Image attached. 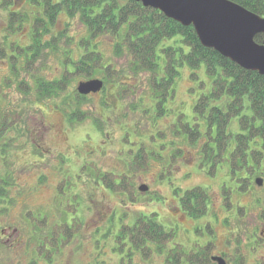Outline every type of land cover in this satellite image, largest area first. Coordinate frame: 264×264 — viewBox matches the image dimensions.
I'll list each match as a JSON object with an SVG mask.
<instances>
[{
    "label": "rangeland",
    "instance_id": "obj_1",
    "mask_svg": "<svg viewBox=\"0 0 264 264\" xmlns=\"http://www.w3.org/2000/svg\"><path fill=\"white\" fill-rule=\"evenodd\" d=\"M16 1L6 0V5H3V0H0V47L8 48L9 42L21 45L30 43V26L26 22L21 26L14 23L13 31L8 28L9 8L29 10L30 7H20L17 4L13 6ZM49 31L43 39L62 31L65 32L62 37L64 41L67 35L77 43L86 34L78 18L67 17L64 13L57 17ZM4 37L6 41H3ZM63 40L61 48L65 47ZM95 40L99 43L104 61H108L114 69V81L127 82L128 90L121 92L113 83H105L99 92L88 94L81 100L79 108L84 116L73 122L69 121L61 107L60 99L63 94L37 102L33 92L23 93L17 89L16 81H11L7 86L4 78L11 76L9 58L0 59V109L17 110L21 114L20 125L25 127L23 130L29 131H23L14 145L6 146L4 156L1 144L6 139H0V176L8 173L12 184L8 187L11 203L0 205L7 206V209L0 211V264L29 263L34 250V243L29 239L31 216L35 220L33 224L43 221L42 224L47 227L46 233L52 229L57 230L52 225L63 224V213L60 210L63 207L59 208L55 195L66 168L76 172L83 159H92L101 171H126V162L137 152L139 141L151 142L153 151L154 147L161 144L162 148L158 152L165 156L174 148H180L170 167V175L159 177L165 162L157 161L151 156L140 171L131 175L129 184L134 190V201H131L128 194L109 192L101 186L91 194L90 182L81 176L75 188L83 206L79 214V225L77 229L73 228L58 251L50 254L49 262L37 259L39 264H119L121 255L124 256L126 251L119 253L113 249L112 235L119 227L117 225L130 223L140 214L151 215L153 212L157 213V222L166 229L174 230L173 242L189 246L190 243L209 241L212 253L222 250L232 252L235 245L239 244L238 252L243 253V264H264V149L252 163L258 166L253 178L260 177L262 184L257 185L252 180L247 188L242 181L239 191L229 194L228 198L224 196L226 207L222 209L219 183L222 179H227L226 162L217 163L215 171L206 175L198 168L199 146L205 138H201L197 145H189L180 137H173L170 131V124L176 113L179 110L190 113V105L194 101L195 95L189 90L191 81L188 69L185 67L181 70L172 102L166 104V108L171 106L172 110L167 116L154 118L151 112L152 92L144 75L129 76L128 58L113 54V40L109 36L99 35ZM79 53L75 52L76 57ZM62 60L59 54H48L43 60L46 66L35 69V72L47 77L57 75L61 71ZM41 62L42 59L37 62L38 65ZM21 75L22 78L28 77L22 69ZM96 77L101 78L100 75ZM86 78L88 77L78 75L71 79L66 94L76 91L77 83ZM28 82L31 85V81ZM229 128L233 132L238 131L236 122H231ZM150 131L153 140L147 135ZM158 131H161L164 141H175L173 147H170V142L162 141ZM9 135L16 133L9 132ZM90 140L93 144H90ZM34 143L42 149L41 155L35 152ZM229 182L233 187V181ZM141 184L148 186L145 192L138 190ZM177 187L180 188L179 195L186 189L205 188L211 199L208 217L192 219L186 216L175 202L178 195L173 189ZM110 215L114 221H118V217L123 219L119 224L113 222L116 228L112 229V233H107L108 223L112 219ZM214 215L219 216L220 223L213 218ZM207 219L212 220V230L207 232L205 229H194V226L203 224ZM68 221L70 217H66L65 222ZM251 232L258 236L257 249L253 253L249 252L247 244ZM149 246L151 252L145 258L142 259L139 254L133 255L134 263L165 264V256L157 251L156 245L151 243ZM124 264H127L126 260Z\"/></svg>",
    "mask_w": 264,
    "mask_h": 264
},
{
    "label": "trees",
    "instance_id": "obj_2",
    "mask_svg": "<svg viewBox=\"0 0 264 264\" xmlns=\"http://www.w3.org/2000/svg\"><path fill=\"white\" fill-rule=\"evenodd\" d=\"M231 1L264 17V0ZM16 4L30 7L29 10L9 8L8 28L13 31L14 23L21 26L26 22L30 26V43L21 45L9 42L8 48L0 47V59L9 58L11 76L4 78L7 86L11 81H16L17 89L23 93L33 92L37 102L63 94L61 107L69 121L79 119L84 116L79 108L84 97L76 91L66 94L69 82L75 76L89 78L100 75L104 84L113 83L121 92L128 90L127 82L114 81V69L108 61H104L99 43L95 40L99 35H107L113 40V54L128 58L129 76L144 75L152 92L151 107L156 118L164 113L168 91L174 93L181 70L186 67L191 81L189 90L195 95L194 101L190 105V113L184 110L176 113L170 129L189 145H197L201 138H205L199 146L198 168L203 172L212 174L216 163L226 162L227 179L224 178L221 187L225 198L229 197L233 189L229 181L239 180L237 191L242 181L247 187L248 177L243 174H250L254 168L257 169L258 166L252 163L264 149V74L244 69L213 48L203 46L192 25H182L158 9L144 7L135 0H17L12 5ZM3 5H6V0H3ZM63 13L67 17L78 18L86 30L77 43L67 35L64 41L62 37L65 32L62 31L43 39ZM263 38L264 35L257 34L254 40L261 43ZM62 40L64 48H61ZM3 41H6V37ZM78 51L80 53L76 57L75 52ZM48 54H59L63 58L61 71L51 77L35 72V69L46 66L43 60ZM21 69L28 77L22 78ZM231 122H236L238 131H231ZM20 124L21 114L17 110L0 109V139H6L1 144L3 156L6 155V146L14 145V141L25 131V127ZM9 132L16 135H9ZM33 147L41 155L40 146L34 143ZM177 152H180V148ZM209 161L211 164L207 166ZM136 171L133 166L122 173L98 170V179L112 192H127L131 201H134L129 175ZM9 179L8 173L0 176V205L11 203L8 187L12 184ZM208 201L206 189L194 187L184 191L180 204L188 215L197 218L205 214ZM4 205L0 211L7 209ZM78 219L76 216L70 218L69 224L63 215V224L52 225L57 230L52 229L49 237L43 221L33 224L35 220L31 216L29 239L34 243V250L28 264H39L37 259L49 262L50 254L58 251L73 228L77 229ZM122 219L118 217V221H114L112 217L106 232L112 233L115 224H119ZM60 226L65 237L63 242L58 237ZM117 226L112 235L113 249L119 253L126 251L124 256L121 255L119 264H124V260L127 264H136L133 255L139 254L142 259L145 258L151 252V243L156 245L159 253L164 254L165 264H179L180 260L174 258L175 249L169 248L174 239V230L164 228L156 221L155 214H140L132 222ZM181 248L178 245L182 253ZM189 264L202 263L189 259Z\"/></svg>",
    "mask_w": 264,
    "mask_h": 264
},
{
    "label": "water",
    "instance_id": "obj_3",
    "mask_svg": "<svg viewBox=\"0 0 264 264\" xmlns=\"http://www.w3.org/2000/svg\"><path fill=\"white\" fill-rule=\"evenodd\" d=\"M144 7L161 11L166 17L182 25H192L200 43L216 50L240 67L264 74V38L254 40L257 34L264 35V17L231 0H135ZM103 81L91 78L77 83L80 94L97 92ZM257 185L262 183L255 178ZM140 191L147 185H139ZM216 264H226L222 257L213 256Z\"/></svg>",
    "mask_w": 264,
    "mask_h": 264
},
{
    "label": "flooded vegetation",
    "instance_id": "obj_4",
    "mask_svg": "<svg viewBox=\"0 0 264 264\" xmlns=\"http://www.w3.org/2000/svg\"><path fill=\"white\" fill-rule=\"evenodd\" d=\"M91 78H97V77H89V78H86L85 80L91 79ZM100 79H102V78H100ZM102 81H103V79H102ZM103 88H104V82H103V85H102L101 89H103ZM75 90H76V88H75ZM99 91H97V92H99ZM76 92H77V90H76ZM97 92H90L88 94L97 93ZM168 92H169V97H166V99H165L166 101L164 102V110L165 111L160 116H167L169 114V112L172 110V109H170L171 106L166 108V104L169 103V101L172 102L174 93H171V91H168ZM88 94H80V93H78V95L83 96L84 98H86V95H88ZM151 112L153 113V107H151ZM153 116H154V114H153ZM160 116H157V117H160ZM171 124H173V121H171ZM97 130H98L99 133H101L100 129H97ZM170 131L174 135V136L172 135L173 137H178L175 134L176 132L173 129H170ZM142 132L145 133V131H142ZM151 134H152L151 131L149 133H147V135L150 136L151 140H153L154 137L151 136ZM158 134H159L158 136H161L162 139H163L161 131H158ZM155 137H157V136H155ZM162 141H164V139ZM91 142L92 143H90V144H93V141H91ZM164 142L165 143H169L170 142L169 143L170 147H173V145L175 143V141L172 140V139H170L169 141H164ZM138 144L139 145H138L137 152L132 157H129L127 162H126V166H127L126 170L129 167L133 166L134 168H136L137 170L140 171L142 165H144V164L146 165V162H147L146 160L150 159L151 156H154L152 158H156L157 161H160L162 163L165 162L164 165L162 166L160 172H159V177H163L164 175H167V174L170 173V167L172 166L173 160L177 158V153H178L177 150H178L179 147L174 148L172 151L169 152V154H167L165 156L164 154L158 152L159 148L160 149L162 148L161 144L158 145L157 147H154L155 148L154 151L152 149L153 147L151 145V142H149V141L146 142V143L139 141ZM148 146H149V149L147 148ZM170 147H168V148H170ZM138 154H140V155H138ZM38 155H40V154H38ZM137 155H138V158H137ZM210 162L211 161H209L207 163V166H210V164H211ZM216 164H215V166H216ZM98 170H99V168H98L97 164H95L92 161V159L90 161H85L83 159L82 163L80 165H78V169H77L76 172H72L71 169H69V168H66L63 171V177H62V179L60 181L61 183H59L58 186L56 187V195H55V197H56V200L58 202L59 208L63 207L60 210L63 213V215H65V217L74 218L75 216L79 217L80 216L79 214H81L83 206H81V199H80V197L78 195L79 193L75 191V188H76L77 183L79 181V178L81 176H84L83 177L84 180L86 179V180H88L90 182L91 194H94V189L96 191L98 186H101L105 190H107L109 192H112L110 189L104 187V184L101 181V179L100 180L98 179ZM103 172H112V171L104 170ZM255 172H256V168H254V170H252V172L250 174H243L244 177H246V178L248 177L247 188H249L250 184L252 183V180L254 181V183H256L255 182V178H257V176L253 178ZM114 173H122V172H114ZM260 173H261V171H260ZM205 174L206 175H210L206 171H205ZM132 175H134V173ZM129 176L131 178V174ZM222 180L219 183V193L221 194V197H222V199H221V201H222L221 202L222 209H225L226 206H225V202H224V193H223V190L221 188L222 187ZM238 185H239V180H236V181L233 182V184H232V186H233L232 188L233 189H232L231 193L237 191L236 189H237ZM147 189H148V186H147ZM138 190H139V188H138ZM186 190H188V189H186ZM186 190L181 191L182 193L179 195L180 188L177 187V188L173 189L174 193L178 195V198H177V200H175V202H176V204H178L180 210L184 214H186V216H188V217H190L192 219L208 217L209 212H210V208H211L210 207L211 199H210L209 195H208V197H209V201L208 202L209 203L207 204V210H206L205 214H203V215H201V216H199L197 218H194V217H191L190 215H188L187 212L182 209L181 204H180V199L183 196L184 191H186ZM145 191H141V192H145ZM124 194L127 195V192H125ZM63 203H64V205H63ZM113 213L114 212H112V215H113ZM153 213L155 214V216L157 215L156 212H153ZM43 215H44V217L47 216L45 213ZM112 215H110V216H112ZM114 215H115V213H114ZM213 218H216V220H218V223L221 222V220L219 219L218 215H214ZM66 223L71 224V222H66ZM211 224H212V220L207 219V220H205V222L203 224H200L198 226H194V229H205L208 232L209 229L212 230V225ZM60 228L61 229L58 230V237L63 242L65 240V237H64V233L62 232V227L61 226H60ZM68 228L71 229V226H69ZM46 230H47V227H46ZM50 232L46 233L49 237H50V234H51ZM248 239L250 240L247 243V244H249V252L253 253L257 249L258 236L255 234V232L254 233L251 232L249 234ZM208 242L207 243H202V242L190 243V245L187 246L186 244L184 245V244H182L180 242H177V241L173 242L172 241L170 243L169 248L175 249L174 258H175L176 261H179V260L182 261V262L179 261L180 264L181 263L189 264V259L197 260V262L202 263V264H205V263L216 264V262L212 259L213 256L222 257L225 260L226 264H243L244 263L243 253L238 252L239 249H240L239 248L240 247L239 244L235 245V247L233 248L232 252L231 251L226 252V251L222 250V251H220L218 253H212L213 252L212 251L213 248L209 246L210 243H208ZM178 245H181V247L183 248V252L182 253L179 252Z\"/></svg>",
    "mask_w": 264,
    "mask_h": 264
}]
</instances>
